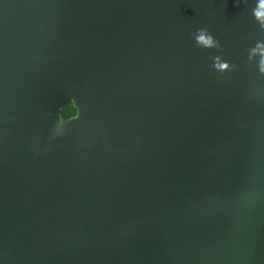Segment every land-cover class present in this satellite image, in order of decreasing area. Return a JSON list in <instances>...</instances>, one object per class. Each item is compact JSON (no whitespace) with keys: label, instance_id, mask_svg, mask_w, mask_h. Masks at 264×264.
<instances>
[{"label":"water","instance_id":"water-1","mask_svg":"<svg viewBox=\"0 0 264 264\" xmlns=\"http://www.w3.org/2000/svg\"><path fill=\"white\" fill-rule=\"evenodd\" d=\"M259 2L0 0L3 264H264Z\"/></svg>","mask_w":264,"mask_h":264},{"label":"clouds","instance_id":"clouds-1","mask_svg":"<svg viewBox=\"0 0 264 264\" xmlns=\"http://www.w3.org/2000/svg\"><path fill=\"white\" fill-rule=\"evenodd\" d=\"M255 16L264 22V0H260L258 10L255 12ZM195 39L198 44L212 45L214 43L212 35L207 29L204 28L197 30ZM261 70L264 71V61L261 63Z\"/></svg>","mask_w":264,"mask_h":264},{"label":"trees","instance_id":"trees-1","mask_svg":"<svg viewBox=\"0 0 264 264\" xmlns=\"http://www.w3.org/2000/svg\"><path fill=\"white\" fill-rule=\"evenodd\" d=\"M63 118H69L76 114V109L71 103H69L64 109L60 111Z\"/></svg>","mask_w":264,"mask_h":264},{"label":"snow or ice","instance_id":"snow-or-ice-1","mask_svg":"<svg viewBox=\"0 0 264 264\" xmlns=\"http://www.w3.org/2000/svg\"><path fill=\"white\" fill-rule=\"evenodd\" d=\"M0 264H3V262H2V261H0Z\"/></svg>","mask_w":264,"mask_h":264}]
</instances>
